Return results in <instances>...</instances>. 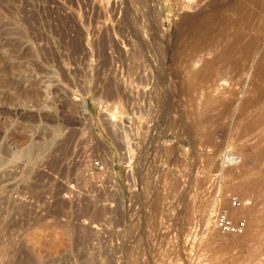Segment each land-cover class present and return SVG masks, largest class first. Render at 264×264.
Wrapping results in <instances>:
<instances>
[{"label": "rangeland", "instance_id": "374dc122", "mask_svg": "<svg viewBox=\"0 0 264 264\" xmlns=\"http://www.w3.org/2000/svg\"><path fill=\"white\" fill-rule=\"evenodd\" d=\"M0 264H264V0H0Z\"/></svg>", "mask_w": 264, "mask_h": 264}, {"label": "built area", "instance_id": "2783aa9c", "mask_svg": "<svg viewBox=\"0 0 264 264\" xmlns=\"http://www.w3.org/2000/svg\"><path fill=\"white\" fill-rule=\"evenodd\" d=\"M231 204L233 206L238 205L236 199H232ZM217 229L224 233H241L244 227L243 221H234L225 211H220L215 215L214 218Z\"/></svg>", "mask_w": 264, "mask_h": 264}, {"label": "bare ground", "instance_id": "6f19581e", "mask_svg": "<svg viewBox=\"0 0 264 264\" xmlns=\"http://www.w3.org/2000/svg\"><path fill=\"white\" fill-rule=\"evenodd\" d=\"M159 75V74H158ZM160 76V75H159ZM157 77V76H156ZM158 78V77H157ZM157 78H156V80H157ZM160 78V77H159ZM145 80V79H144ZM170 80H172V79H170V78H168L167 79V83L165 84V85H169L170 86ZM143 81V80H142ZM147 81H148V79H147ZM158 81V80H157ZM144 82V81H143ZM142 82V83H143ZM148 83V82H147ZM145 84V83H144ZM146 85V84H145ZM162 85H160L159 83L157 84L156 83V87L155 86H153V88H154V91H155V93L154 94H152V99H153V103L155 104H153V106H155V108H154V110L152 109V111H154V112H156V114H158V115H160V113H164L165 115H169L170 113H171V111H173V109H174V106H176V103L173 101V102H165V100H164V97H163V94L161 93V91H162V87H161ZM153 91V90H152ZM148 96V95H147ZM147 98V97H146ZM151 99V98H150ZM147 100V99H146ZM148 100H149V98H148ZM179 103V102H178ZM161 106H162V108H161ZM178 106H176L175 108H177ZM155 114V113H154ZM27 154V153H26Z\"/></svg>", "mask_w": 264, "mask_h": 264}]
</instances>
